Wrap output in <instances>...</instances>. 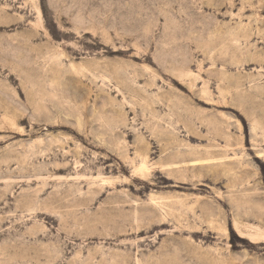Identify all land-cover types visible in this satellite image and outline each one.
I'll return each mask as SVG.
<instances>
[{"label": "rangeland", "instance_id": "obj_1", "mask_svg": "<svg viewBox=\"0 0 264 264\" xmlns=\"http://www.w3.org/2000/svg\"><path fill=\"white\" fill-rule=\"evenodd\" d=\"M0 264H264V0H0Z\"/></svg>", "mask_w": 264, "mask_h": 264}, {"label": "bare ground", "instance_id": "obj_2", "mask_svg": "<svg viewBox=\"0 0 264 264\" xmlns=\"http://www.w3.org/2000/svg\"><path fill=\"white\" fill-rule=\"evenodd\" d=\"M194 162V161H193ZM191 164H193V163H191ZM262 233V232H261ZM252 234V233H251ZM253 235H256V234H253ZM253 235H250V236H252L253 237ZM258 235V234H257ZM262 235V234H261Z\"/></svg>", "mask_w": 264, "mask_h": 264}]
</instances>
